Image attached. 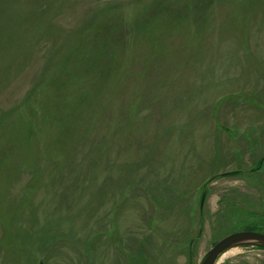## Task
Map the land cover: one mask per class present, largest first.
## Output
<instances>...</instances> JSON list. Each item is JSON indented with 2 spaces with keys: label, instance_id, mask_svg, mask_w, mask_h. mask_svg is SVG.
<instances>
[{
  "label": "rangeland",
  "instance_id": "374dc122",
  "mask_svg": "<svg viewBox=\"0 0 264 264\" xmlns=\"http://www.w3.org/2000/svg\"><path fill=\"white\" fill-rule=\"evenodd\" d=\"M240 232L264 234V0H0V264H201Z\"/></svg>",
  "mask_w": 264,
  "mask_h": 264
},
{
  "label": "water",
  "instance_id": "95a60500",
  "mask_svg": "<svg viewBox=\"0 0 264 264\" xmlns=\"http://www.w3.org/2000/svg\"><path fill=\"white\" fill-rule=\"evenodd\" d=\"M255 245L264 248V234L257 232H240L232 234L218 242L207 254L201 264H216L219 258L230 248L238 245Z\"/></svg>",
  "mask_w": 264,
  "mask_h": 264
},
{
  "label": "bare ground",
  "instance_id": "6f19581e",
  "mask_svg": "<svg viewBox=\"0 0 264 264\" xmlns=\"http://www.w3.org/2000/svg\"><path fill=\"white\" fill-rule=\"evenodd\" d=\"M234 253V252H233Z\"/></svg>",
  "mask_w": 264,
  "mask_h": 264
}]
</instances>
